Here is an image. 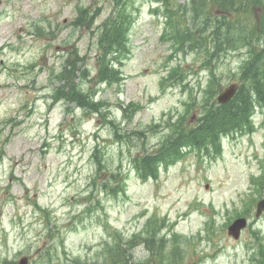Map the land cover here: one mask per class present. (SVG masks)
Listing matches in <instances>:
<instances>
[{
    "label": "rangeland",
    "instance_id": "374dc122",
    "mask_svg": "<svg viewBox=\"0 0 264 264\" xmlns=\"http://www.w3.org/2000/svg\"><path fill=\"white\" fill-rule=\"evenodd\" d=\"M122 1L133 18L129 51L121 64H114L120 80L99 82L97 30ZM204 1L167 0L179 25L191 27L196 36L194 16L202 13ZM78 6L94 15L92 25H75ZM263 6L257 3L241 15L257 23ZM164 12L161 0H0V264L24 257L26 264H75L76 259L106 264L101 252L107 241L114 242L113 229L130 236L152 214L162 223L156 247L137 245L129 258L134 263L157 262L161 254L164 263L174 260L178 234L183 264H252L247 245L256 242L252 229L264 233V213L255 216L254 207L252 224L238 240L227 227L235 212H243L245 202L258 195L263 125L252 134L230 135L219 156L189 153L162 169L158 180L143 182L132 168L134 156L158 145L172 122L197 124L207 88L204 52L190 42L175 52L176 43L163 37ZM259 42L262 48L264 41ZM70 56L74 72L66 63ZM247 60L246 48L215 60L216 89L235 82ZM63 67L69 70L66 76L60 75ZM175 67L179 74L162 86V77ZM175 80L182 83L172 84ZM71 83L103 101L109 113H92L66 100L52 102L54 89H68ZM132 101L141 107L128 120L122 110ZM261 113L254 117L257 124ZM96 146L100 170L92 158ZM111 173L126 177L125 191L117 196L102 188ZM198 200L204 204L193 211ZM35 203L49 209L50 221Z\"/></svg>",
    "mask_w": 264,
    "mask_h": 264
},
{
    "label": "trees",
    "instance_id": "16d2710c",
    "mask_svg": "<svg viewBox=\"0 0 264 264\" xmlns=\"http://www.w3.org/2000/svg\"><path fill=\"white\" fill-rule=\"evenodd\" d=\"M165 6L164 14L167 15L166 27L163 37L169 38L176 43L177 50H183L186 42H190V47L199 49L204 52L203 67L210 71V78L205 89V96L200 102L201 113L198 117V123L195 126H186L181 120L172 122L171 130L160 141L156 150L148 151L144 148V152L140 156L134 157V163L137 171L143 176L158 177V169L161 163L168 165L175 160L184 157L182 146L205 148L211 145L217 153H220L222 134L231 132L253 131L254 123L252 120V112L254 107L253 92L258 97L256 101L261 103L264 101V45L260 48L259 41H264V6L263 13L259 14V21L252 23L248 17L241 15L242 10L247 13L257 3L264 5L263 0H250L245 2L239 1L237 4L231 0H205V7L202 13L194 16L198 19L197 27L200 33L194 34L191 27H181L175 12L168 4L167 0H161ZM252 3V6L250 4ZM118 4V2H117ZM121 6L117 12H113L97 30L96 44L98 47V61L100 62L97 76L99 82L113 83L120 80L121 71L116 67L117 62L122 63L124 57L129 51V33L133 22L132 15L126 11V2L119 3ZM249 4V5H248ZM219 9L221 13L215 11ZM79 15L76 17L75 25L85 23L93 24L94 15L89 13V9L78 6ZM254 26H257L254 28ZM210 28L208 34L204 32ZM246 47L249 58L245 62L240 78L242 84L236 95L229 102L218 104L216 95L217 77L212 63L219 60L222 53L229 50H239ZM84 59V58H83ZM66 63L73 64L72 72H74L75 61L70 56ZM69 74V70L63 67L60 72L61 76ZM179 74V68L172 69L170 77H176ZM184 77H182L183 79ZM178 81V80H175ZM66 98L75 101L78 105L85 107L89 112H101L105 110L108 113L103 101H96L95 97L90 93L82 90L81 84L71 83L67 90L64 86L58 87L54 93V99ZM199 104V103H198ZM129 109H124V117L132 120L141 106L140 103L130 102ZM111 124L115 125L111 120ZM153 129L152 126L149 130ZM146 131V130H145ZM137 133L144 134V131ZM147 150V151H146ZM94 159L102 166V158L99 148L96 146ZM118 174L111 173L108 181H104L103 188L106 192L114 193L117 186L123 187V183L114 187L111 185L112 180H117ZM260 187L264 186V175L259 180ZM254 200V199H253ZM157 230V222L149 220L147 223V231L149 239L145 242L149 248L156 243L155 231ZM116 236V239L121 237ZM163 241V239H161ZM179 242V241H178ZM130 243V242H128ZM115 246H109V258L113 264H128L126 258L129 256L128 251L122 247V241L119 239ZM133 245V244H132ZM131 245V246H132ZM174 260L164 263L165 257L161 254L162 264H183L179 260L180 250L174 245ZM6 264H16L15 262H6ZM264 264V246L260 245L259 263Z\"/></svg>",
    "mask_w": 264,
    "mask_h": 264
},
{
    "label": "water",
    "instance_id": "95a60500",
    "mask_svg": "<svg viewBox=\"0 0 264 264\" xmlns=\"http://www.w3.org/2000/svg\"><path fill=\"white\" fill-rule=\"evenodd\" d=\"M238 85L232 84L228 86L223 92H221L218 96V100L223 103L230 100L233 95L235 94L237 90ZM264 209V199H262L258 204V214L261 212V210ZM246 225V219L240 218L237 219L230 227H229V233L234 235L235 237L239 236L241 228H243Z\"/></svg>",
    "mask_w": 264,
    "mask_h": 264
}]
</instances>
